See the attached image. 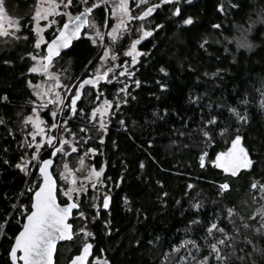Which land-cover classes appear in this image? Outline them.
Masks as SVG:
<instances>
[{"label": "trees", "instance_id": "trees-1", "mask_svg": "<svg viewBox=\"0 0 264 264\" xmlns=\"http://www.w3.org/2000/svg\"><path fill=\"white\" fill-rule=\"evenodd\" d=\"M231 3L238 7L232 8L228 0L181 1L178 17L172 15L174 1L159 9L152 19L161 27L139 43V49L147 55L132 66L127 95L119 107L113 103L107 131H79L81 138L87 137L83 146L97 151L92 163L98 169L104 166L102 180L110 195L109 208L97 212L84 196L82 202L79 200L77 211L84 212L92 233V257H103L108 264H191L192 256L199 259L208 254L203 237L215 219L236 237L229 241L234 243V251L224 249L227 264H264V235L243 227L248 223L256 228L260 216L253 213L264 205L257 196L258 189L250 188L253 180L264 182V25L259 23L252 31L250 48L223 41L224 36H233V24L245 22L253 10L264 17V0ZM218 4H224L226 11H218ZM189 16L192 23L183 25V19ZM105 17L101 6L100 24ZM127 42L123 37L116 49L121 52ZM29 50L26 43L0 51V96L8 97L0 101V225L6 224V228H0V264H10L8 250L23 220L18 218V205L29 209L27 187L34 190L38 184L33 181L39 179L36 166L30 175L16 167L25 155V146H20L25 141L21 122L34 99L28 81H36V75L27 71L31 65L26 55ZM96 54L97 45L85 40L73 43L66 51L65 58L70 60L73 76H77L75 85L90 73ZM162 67L165 73L159 71ZM161 83L166 87L162 89ZM115 84L98 86L111 97ZM92 88L85 87L83 93ZM92 106H86L82 99L77 103L73 121L69 122L72 130L78 131L75 120L88 122ZM229 108L247 120H238ZM44 115L49 123L50 118ZM212 116L218 117V125L213 143L206 145L200 130L207 127L203 121ZM220 128H226L227 133L220 135ZM208 130L213 131L211 127ZM235 135L241 136L243 147L255 163L233 178L207 161L227 148ZM50 152L44 150L41 156ZM202 152L210 153L203 168L199 164ZM225 180L230 189L218 194V185ZM189 184L193 187L188 188ZM58 200L63 203L67 199L58 196ZM228 208L235 211L230 219ZM77 211L70 220L73 230ZM196 220L201 223H190ZM245 237L253 243L248 244ZM183 240L196 241L201 251L190 255L192 246L188 244L173 252ZM77 250L75 246L68 255ZM182 256L187 259L181 260ZM61 261L56 251L54 264Z\"/></svg>", "mask_w": 264, "mask_h": 264}, {"label": "snow or ice", "instance_id": "snow-or-ice-1", "mask_svg": "<svg viewBox=\"0 0 264 264\" xmlns=\"http://www.w3.org/2000/svg\"><path fill=\"white\" fill-rule=\"evenodd\" d=\"M86 0H46V6H42L37 3L35 15L32 17V31L37 34V38L34 41V49L38 50L36 52H29L26 55L31 58L35 63L28 68L29 73H43L45 79L48 81L45 85L40 83L33 84L31 81H28V86L33 89V96L36 97V100L30 101L33 105L32 114H36L39 110L46 109L48 105L55 104L56 108L59 111H63L64 108H70L72 112L77 110V102L82 97V89L85 86H92L93 88L97 87L98 82L105 80L109 72L117 70L119 76L133 77V70L129 67L128 61L125 60L123 64L117 65L115 61L118 59L117 51L113 50L109 46L103 47V52L99 56L101 62H111L110 67H105L103 74H100V66L97 68V75L87 77L79 81L78 85L75 87V94L71 96L70 103H65L60 96V92L56 91V88H59L61 85V80L58 73L49 71L54 63V58L58 57L61 53V49H69L70 45L74 38L79 37L81 29L87 28L92 29L93 32L91 35L89 32H84L83 35L89 36L92 40V43L95 45L97 43V37L100 38V43L103 44L102 34L99 31H95L96 24L94 21L88 19L87 17L93 12L94 9L98 8V4L102 0H96L92 3L91 6H84L83 10L76 15H72L67 11L73 3H78L79 5H84ZM106 2V0H103ZM172 0H160L159 4H151L140 12L138 16H133L130 14L129 0H118L117 3H114L111 8V16L115 19V23L112 25V28L107 31L106 35L108 36L110 42L115 43L119 36L124 35L126 31L129 30V22L137 19L143 20L146 17H149L156 9L160 7L161 4H170ZM136 4L146 3V0H135ZM228 3L232 8L238 7L236 4H232L231 0H228ZM59 5L60 11L64 16L67 17L64 24L57 28V35L54 39H51L47 42V46L44 49H41V45L45 43L44 36L41 35L44 33V29H49L50 25H55L57 21L51 19L50 16H56L58 14L57 6ZM218 11H226L224 4L217 5ZM180 8L177 7L173 12V16H177L180 13ZM8 19L4 16V8L2 2H0V36H13L15 35L14 31H9L8 29H17L19 25L14 20L8 19V29L4 28V21ZM44 20L47 21L43 25H40L38 22ZM192 23V18L189 16L183 19V25H190ZM156 28H160L161 25L157 24ZM213 28H220V25H213ZM140 35L138 39L131 40L130 48L128 51L123 53V56L131 57V65H136L139 57L146 56L147 53H142L137 49V45L141 40H144L146 37L152 35L153 29H145L141 27L138 29ZM238 47H246L242 41L237 42ZM200 47H204V41L200 42ZM225 51H228L225 48ZM5 63H10L6 61ZM91 61H89V64ZM87 67V65H86ZM122 69V71L120 70ZM160 72L165 73V69L162 67L159 69ZM216 75V73H212ZM118 78L117 74L111 76V80H116ZM52 81L55 83L53 84ZM137 85L139 84L136 81ZM159 83V82H158ZM128 87L127 84L123 88H119V92H124ZM160 87L163 89L166 87L165 84L161 83ZM65 94L71 91L69 85L64 86ZM264 95V93H262ZM49 96H52L54 99H47ZM7 96H0V101H7ZM193 101L196 100V97H190ZM37 100L40 101L37 104ZM112 104L111 101L105 99L103 101V107L93 108L92 115H95L97 111L100 114L99 121V130L107 131V125L104 122L107 118V107H110ZM119 107V104L116 105ZM211 107V105H209ZM81 113L84 112V109H79ZM229 112L237 116L238 120L246 121V116H240L236 113L234 108H229ZM28 115L25 117L24 122L30 123L33 132H29L27 135L33 137V141L28 143L26 146L29 149L35 148V151L31 152L29 159L21 157V162H18L16 167L19 168L22 172L27 173L29 161H35L39 165V179L33 181L34 184H38V187L34 190L29 188L28 193L31 195L30 210L24 205L20 204L18 207L21 209V212L18 213V218L23 219V226L21 230L15 235L14 242L11 245L10 257L12 264H16L17 260L22 261L23 264H53V252L57 245L58 241H64L65 238H68L72 235L71 228L72 225L67 223L68 217L72 214L73 209H79L80 203H77V200L83 201L81 193L84 191V186L80 185L79 188H73L71 185L74 181L69 180V188L67 190L56 188V182L53 180L52 175L49 172V166L53 165L54 161L51 158H45L39 160L38 157L45 150L47 145H55L57 142V137L53 135H44V129L40 126L44 123L43 119L36 115ZM51 116L55 117L57 111L50 113ZM3 123V121H0ZM69 121L64 120V132H68L67 124ZM123 124V121L121 122ZM207 126L200 130L201 135L204 138V143L210 145L213 143L215 137L213 132L215 131L216 126L218 125V117L212 116L210 119L203 121ZM58 125L53 122L50 125V128H57ZM211 127L213 131H209L208 128ZM86 129L81 128V131ZM37 133H40L39 142H36L35 137ZM227 133L226 128H220L219 134L224 135ZM241 136L235 135L231 138V146L227 148L226 151L217 152L215 158L207 161L211 163L215 168L221 169L224 173L230 174L231 177L236 178L240 174H244L251 167L254 166V161L250 159L249 152L241 145ZM87 140V138H85ZM101 142H103V136L100 137ZM59 145H68V151L76 152V148L72 147L73 141L67 140L64 138L63 134L60 135L58 139ZM21 147L25 145L21 143ZM68 151H65L62 147H53L51 149V156H56L58 153L63 152L65 156L68 155ZM96 149L88 148L87 153H95ZM210 153L202 152L199 156L200 167L203 168L206 166V157ZM84 157H81V163H83ZM8 163V161H5ZM141 167H143V162H141ZM65 169L68 168V165H64ZM104 173V166L101 165L97 170L95 168H90L88 175L83 177L85 182H89L91 187L98 193L100 188L104 185V180L101 179L102 174ZM61 177L65 176V173H60ZM119 183V181H117ZM188 188H192L193 185L189 184ZM250 188L257 190V196L260 200H264V182H257L253 180L250 183ZM218 194L224 193L230 189V184L227 180L221 182L218 185ZM166 195V194H162ZM58 196H63L67 198V203H58ZM95 199V197H94ZM256 199V196L253 197ZM110 196L108 194L103 195L102 207L104 209L109 208ZM127 204V200H125ZM198 204H193L192 207H198ZM17 207V205H13ZM92 207H98L93 204ZM228 218L230 219L235 215L233 208L227 209ZM76 215L81 219H85L84 212L77 211ZM98 215V213H97ZM259 215L260 222L257 224L256 228L252 229L251 225L244 223L243 227L250 228L252 231L264 235V205L253 213V216ZM96 217L94 216L93 219ZM251 219V217L249 218ZM190 223H201L199 220L191 221ZM0 228H6V224L0 225ZM78 232L82 233L86 237L92 235L87 228L82 227L78 229ZM211 238V239H210ZM205 241V247L208 249L207 255H201L199 259L195 256L191 258V264H227L228 255L224 252V249H232L234 251V243H229V241H235L236 237L233 233L227 232L224 227H220L219 224L213 219L205 229V236L203 237ZM245 241L248 244H252L253 241L245 237ZM191 244V249L189 254L191 255L192 251L199 253L201 251V245H198L196 241L183 240L180 242L179 246L173 247V252L179 251L184 246ZM92 245L85 242L82 246L81 251L78 255L74 256L70 264H84V261L88 258L90 249ZM17 250L19 251V256H17ZM181 260H186L187 257H181ZM240 259H243L242 257ZM101 264H108L106 260H102Z\"/></svg>", "mask_w": 264, "mask_h": 264}, {"label": "rangeland", "instance_id": "rangeland-1", "mask_svg": "<svg viewBox=\"0 0 264 264\" xmlns=\"http://www.w3.org/2000/svg\"><path fill=\"white\" fill-rule=\"evenodd\" d=\"M150 1L151 0H146V3L136 4L135 0H129L130 14L135 16L136 13L141 11ZM173 1H174V9H173V11H174L177 7H179V4L181 3V1H189V0H173ZM0 2H2L3 8H4V16L10 20L16 21V23L19 25V28H17V29H8V19H6L4 21V28L8 29L9 31H14L15 35H13V36H0V51L9 50V49H12L17 44H26V43L30 44L29 52L38 51V50L34 49V47H33L34 41L37 38V34L32 31V24H33L32 17L35 15L38 0H0ZM93 2H96V0H94ZM117 2H118V0H106V2H103V0H102V2H100L98 5H100V4L103 5L104 6V12L106 13V17H105L103 23L102 24H100L98 22L96 23L92 19V21H94L96 26H97L95 31H99L102 34L103 44L100 43V38L97 37L96 38L97 39V43H96L97 54H96V58L93 62L91 69H89L90 73L88 75L97 73L98 66H100V73H102L104 71L105 67L111 66L110 61L109 62H101L99 60V56L102 54L104 46H109L113 50L117 51L118 59L115 61V63L117 65L123 64L124 61L127 60L129 67L132 69L133 65H131V57L130 56H123V53L125 51L129 50V48L131 46V44H130L131 40L138 39V37L140 35V32L138 31V29L143 27L145 29H149V28L153 29V31H154V29L156 28L154 25L153 19H149V20L143 19L142 21L134 19V20L129 22V30L126 31L124 33V35L119 36L118 40L115 43L110 42L106 33L108 30H110L112 28V25L116 22L115 19H113L111 16V8H112L113 4L117 3ZM39 3L42 6H46V0H39ZM254 12H255V14H254ZM59 14H61L60 8L58 9V14L56 16H50V18L56 20V17ZM46 22L47 21L41 20L38 23L40 25H43ZM259 23L264 25V17L260 14V12L253 10L252 14L245 20V22L233 24V29H234L233 36H230V37L224 36L223 41L225 43L233 42L236 46H237L238 41H242L245 45H247L246 47L250 48V46L253 45L251 42L250 35H251L252 31L254 30V28L256 27V25ZM25 24L27 25V27H25ZM52 26L53 25H50L49 29H44V33L41 34L44 36L45 43L47 42V37H48L47 33H49L50 30H52V28H53ZM86 31L89 32L90 35L93 32V30L89 29V28H87ZM153 31H152V33H153ZM123 37H127L128 42L126 44V47L124 49H122L121 52H119L116 49L118 47L117 44L119 43V41ZM42 46H43V44L41 45V49H43ZM136 47L141 52V50L139 49V44ZM30 60H31V58H30ZM34 63L35 62L33 60H31L30 66H32ZM120 70L122 71V69H120ZM49 71L59 74V78L61 80V85L59 88H56L55 90L60 92V96L66 104L69 103L71 95H73L75 93V87H76L75 78L77 77V76H73V72L71 71L70 60L68 58L54 59V63L52 64V67L49 69ZM33 74L36 75V81L32 82L34 85L37 83H40L41 85H45L46 83H48V81L45 79V76L43 73H33ZM114 74H117L118 78L116 80H111V76ZM106 82L108 84L113 83V82L116 83L115 89L111 93V97H109L110 95L106 94L105 89L100 88L99 86L92 88V89H88L83 93L82 102L86 106H88V105L90 106V104L93 106L91 107V109H90V111L86 117L88 122H86L84 124V123H80L78 121V119L75 120L77 123V127H78L77 130L78 131L72 130L69 123H68L67 128L69 129V131L64 132V120L67 119L69 122H70V120L73 121V118L69 112V108H64L63 111H59L56 108L55 104H50V105H48V107L46 109L39 110L36 114H32L33 105L30 103V110L25 115V117L30 115V114L34 115V117L36 115H39L44 121V123L40 126L41 128L44 129V135L45 136L53 135V136L57 137V142L55 143V145H47L45 150L51 151V149L54 146H57V147L64 148L65 151H68V147H69L68 145H59L58 144V139H59L61 134H63L65 139L73 141L72 147L76 148V152L68 151L67 156H65L63 154V152H60L56 155V161H55V164L53 166V173H54V175L58 181L57 189L63 188L65 190H67L70 186L69 180L74 181V183L71 185V187H73V188H79L80 185H83L84 191L81 193V195L85 194L84 197L89 201V206L91 208H93L96 212L100 208L101 200L103 198V195H105L106 190L104 189V185H103V187H101L100 191L97 193L91 187V184L89 182H85L83 179V177L88 175V171L90 168H95L97 170H98V168H96L94 166V164L92 163V158L97 151L95 153H87V149L92 148V147L83 146L84 142L86 141L85 138H87V137L86 136L83 138L80 137V132H82L81 128H84L86 130L92 129V131L96 132V133H97V131H100L99 130V121H100L101 117H100L99 111H97V113L95 115H92V109L103 107V101L105 99L112 102L111 106L107 107V109H106L107 118L105 119L104 122L107 125L109 123V118L112 115V108L111 107L113 106V103H116V105L120 104L127 95L128 87L125 89L124 92H119L118 89L123 88L125 84H127L129 86L131 83V78L126 77V76H119L117 73V70H114L113 72L108 73ZM52 83L54 84L55 82L52 81ZM65 85H69L71 87V91L67 92V94H65V90H64ZM32 92H33V89H32ZM47 99H54V98L52 96H49ZM33 100H36V97H34ZM39 103H40V101L37 100V104H39ZM54 110L57 111V115L55 117L50 115V113L53 112ZM44 113H46L48 115V117L50 118L49 123L47 122ZM81 114H83V113H81ZM25 117L23 118V120L21 122V126L25 131V138H24L25 139V141H24L25 155L23 157L25 159H29L31 156V152L35 151V148L34 147L32 149L27 148L26 145L33 141V137L29 136L27 134L29 132H33L34 129L32 128V125L30 123L24 122ZM53 122H55L58 125L57 128H50V125ZM39 139H40V133H37V135L35 137L36 142H39ZM241 145H242V143H241ZM229 146H231V142H230ZM227 148H225L219 152L226 151ZM81 157H84L83 163H81ZM42 158H44V157H42L41 155L38 157L39 160H41ZM214 158H215V156H214ZM20 162H21V160H20ZM65 164L68 165L67 169H65V167H64ZM34 166H36V168H37L38 163L35 161H29L28 171L26 173L27 175H30ZM61 172L65 173L64 177H61V175H60ZM101 179H102V176H101ZM27 189H29V187H27ZM94 197H95V199H94ZM77 201H79V200H77ZM93 204L97 205L98 207H92ZM75 218H76L75 219L76 227L73 231L74 235H73L72 240L69 242H66V243H62L60 246L57 247V249H58L57 254H58V256H60V259L63 260V261H61L62 264H64L67 261V259L69 258L68 253L75 246H77L79 248L85 241L89 240V237H86L82 233L78 232V229H80L82 227L87 228V230L90 232V230L86 226V222L84 221L85 219H81L76 214H75ZM102 260H105V259L103 257L95 256V257L91 258L90 264H101Z\"/></svg>", "mask_w": 264, "mask_h": 264}, {"label": "water", "instance_id": "water-1", "mask_svg": "<svg viewBox=\"0 0 264 264\" xmlns=\"http://www.w3.org/2000/svg\"><path fill=\"white\" fill-rule=\"evenodd\" d=\"M159 3H160V0H158V1H156V2H152V3L148 4V5H146V6H145L140 12L144 11V9H145L146 7H148L149 5H151V4H159ZM161 5H163V4H161ZM161 5H160V6H161ZM156 10H157V9H156ZM156 10H155V11H156ZM81 11H82V10H81ZM81 11H79V12H81ZM155 11H154V12H155ZM79 12H78V13H79ZM140 12H139V13H140ZM154 12H153L149 17H151V16L154 14ZM78 13H77V14H78ZM139 13H138V15H139ZM138 15H137V16H138ZM87 18H88V17H87ZM146 18H148V17H146ZM146 18H144V19H146ZM64 22H65V21H64ZM64 22L61 24V26L64 24ZM86 27H87V26H86ZM83 29H84V28L81 29V32H82ZM57 34H58V33L56 32V34H55L51 39H54L55 36H56ZM79 37H80V36H79ZM79 37L74 38L73 41H72V43L75 42ZM51 39H49L48 41H50ZM48 41H47V42H48ZM47 42H46V44L44 45V48H46V46H47ZM70 46H71V45H70ZM65 51H67V49H61V53H60V55H61L62 53H64ZM100 74H103V72L100 73ZM95 75H97V73H95V74H91V75L83 76L79 81H81V80H83V79H85V78H87V77L95 76ZM106 80H107V77H106L105 80H101V81H99V82H98V85H99V84H102V83H105ZM79 81L77 82L76 86L78 85ZM98 85H97V86H98ZM85 87H92V86H85ZM74 94H75V93H74ZM74 94H73V95H74ZM82 95H83V89H82ZM71 96H72V95H71ZM70 98H71V97H70ZM81 99H82V97H81ZM81 99H80V100H81ZM80 100H78V102H79ZM78 102H77V103H78ZM69 103H70V100H69ZM69 112H70L71 115L74 113V112H72V111L70 110V108H69ZM55 147H57V146H55ZM45 158H51V159L54 161L53 165H50L48 170H49L50 174L52 175L53 180L56 182V188H57V187H58L57 179H56L55 175L53 174V166H54V164H55V158H56V156H54V157L51 156V152H50L49 156H46V157L42 158L41 160H43V159H45ZM38 169H39V165H38L37 168H36V172H37V174L39 175V171H38ZM37 187H38V185H37ZM37 187H36V188H37ZM57 202L60 203L58 199H57ZM76 202H77V201H76ZM30 203H31V201H30ZM63 203H67V200H66L65 202H63ZM77 203H78V202H77ZM102 203H103V198H102V200H101V205H100V206H101V209H103V210H107V209H104V208L102 207ZM109 205H110V202H109ZM29 210H30V206H29ZM77 210H78V209H73V210H72V214L68 217L67 223H69L70 225H72V223H71L70 220H71V218H72V216H73V213H74L75 211H77ZM22 226H23V220H22L21 226H20L19 230L16 232V234L21 230ZM70 231H71V233H72V235H71L70 237L65 238L64 241H58V242H57V245H56V247H55V249H54V252H53V264L55 263V255H56V251H57V247H58V245H59V244H62V243L69 242V241L72 240L73 235H74V232H73V226H72V228H71ZM16 234H15V235H16ZM15 235H14V237H13L12 243L14 242ZM85 242L90 243V244L92 245V248L90 249V252H89L88 258L84 261V264H87V263L91 260L92 255H93V243H92L90 240H87V241H85ZM85 242H84V243H85ZM12 243H11V245H12ZM84 243H83V244H84ZM83 244L79 247L78 251H77L75 254H73L72 256H70V257L68 258V260H67L64 264H70V261H72L73 257L76 256V255H78L79 252L81 251ZM11 245H10V248H9V250H8V254H7V255H8V259H9V261H10V264H12V260H11V257H10ZM17 256H19V251H18V250H17ZM16 264H23V262L17 260Z\"/></svg>", "mask_w": 264, "mask_h": 264}, {"label": "flooded vegetation", "instance_id": "flooded-vegetation-1", "mask_svg": "<svg viewBox=\"0 0 264 264\" xmlns=\"http://www.w3.org/2000/svg\"><path fill=\"white\" fill-rule=\"evenodd\" d=\"M94 0H86V2H85V4L84 5H79L78 3H73L71 6H70V8L67 10V11H69L72 15H76L79 11H81V10H83V7L84 6H91V4L92 3H94L93 2ZM156 1H158V0H151L148 4H150V3H152V2H156ZM173 1V0H172ZM147 4V5H148ZM165 4H163V5H161L155 12H154V14L151 16V17H148V18H146V19H144V20H149V19H152L154 16H155V13L159 10V9H161L163 6H164ZM101 6H103V5H98V8L97 9H94L93 10V12L88 16V19H90V20H94L96 23L98 22L99 23V19H98V17H99V9L101 8ZM104 7V6H103ZM57 9H59V5L57 6ZM140 12V11H139ZM139 12H137L136 13V15L135 16H137L138 15V13ZM67 19V17L66 16H64L63 14H62V12H61V14H59L57 17H56V21H57V23L55 24V25H53L52 27V30H50V32L49 33H47V41L49 40V39H51L55 34H56V32H57V28L58 27H60L61 26V24L65 21ZM25 27H27V25L25 24ZM86 30H87V27H85L83 30H82V34L80 35V37L75 41V42H73V43H76L77 41H80V40H85V41H87L90 45H92V46H96V44L94 45L93 43H92V40L88 37V36H85V35H83V33L84 32H86ZM72 43V44H73ZM46 44V43H45ZM45 44H43V46H42V48L44 49V45ZM72 44H71V46H72ZM70 46V47H71ZM68 50V49H67ZM65 53H66V51L64 52V53H62L61 55H59L58 57H56V58H54V59H63V58H65ZM105 194H108L107 192H105ZM85 194H82L81 196H84ZM109 195V194H108ZM110 196V195H109ZM78 203L80 202V201H77ZM101 205V204H100ZM100 209H101V206H100ZM79 249V248H78ZM78 251V250H77ZM76 253V252H75ZM74 253V254H75ZM73 254H71L70 256H72ZM69 256V257H70ZM68 260V259H67Z\"/></svg>", "mask_w": 264, "mask_h": 264}, {"label": "bare ground", "instance_id": "bare-ground-1", "mask_svg": "<svg viewBox=\"0 0 264 264\" xmlns=\"http://www.w3.org/2000/svg\"><path fill=\"white\" fill-rule=\"evenodd\" d=\"M39 176V175H38Z\"/></svg>", "mask_w": 264, "mask_h": 264}]
</instances>
